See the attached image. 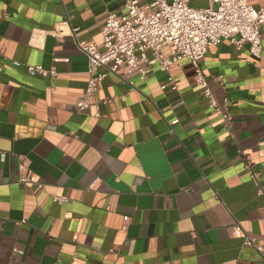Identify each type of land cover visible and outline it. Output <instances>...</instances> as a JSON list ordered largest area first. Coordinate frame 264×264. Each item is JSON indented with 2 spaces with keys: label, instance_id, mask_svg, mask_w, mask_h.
I'll return each mask as SVG.
<instances>
[{
  "label": "crops",
  "instance_id": "0c3cea01",
  "mask_svg": "<svg viewBox=\"0 0 264 264\" xmlns=\"http://www.w3.org/2000/svg\"><path fill=\"white\" fill-rule=\"evenodd\" d=\"M111 12L124 0H0V264H264L236 229L264 247V25L261 57L223 40L200 63L229 132L189 59L176 90L155 64L109 73L78 107L77 41L103 48Z\"/></svg>",
  "mask_w": 264,
  "mask_h": 264
},
{
  "label": "built area",
  "instance_id": "2783aa9c",
  "mask_svg": "<svg viewBox=\"0 0 264 264\" xmlns=\"http://www.w3.org/2000/svg\"><path fill=\"white\" fill-rule=\"evenodd\" d=\"M192 1L124 0V12H111L106 17L102 28L103 48L93 42L77 41L89 64L88 83L77 102L78 107L90 106L89 99L97 82L109 73L136 72L140 79H145L155 64L168 73V81L162 88L170 86L176 90L178 85L170 73L171 68L174 64L181 66L185 59H189L196 68L194 78L201 86L203 96L208 99L212 111L220 116L223 127L231 132L233 115L229 97H224L222 102L217 99L200 63L209 48L223 40H229L238 47L248 43L250 52L255 57H261L264 5L256 7L249 0H209L208 6L195 7ZM37 31L34 29V36ZM165 47H169L168 52L163 51ZM27 71L31 75L57 74L54 68L43 65H28ZM246 166L252 170L251 176L257 181L259 175L253 170L248 156ZM54 199L62 202L66 198L54 196ZM125 220L129 217L125 216ZM236 229L241 232L244 246L255 248L264 260V247L257 238L247 234L239 224Z\"/></svg>",
  "mask_w": 264,
  "mask_h": 264
}]
</instances>
